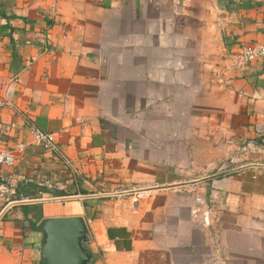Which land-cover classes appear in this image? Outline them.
<instances>
[{
    "label": "crops",
    "instance_id": "1",
    "mask_svg": "<svg viewBox=\"0 0 264 264\" xmlns=\"http://www.w3.org/2000/svg\"><path fill=\"white\" fill-rule=\"evenodd\" d=\"M261 42L264 0H0V264L74 215L91 264H264Z\"/></svg>",
    "mask_w": 264,
    "mask_h": 264
},
{
    "label": "water",
    "instance_id": "2",
    "mask_svg": "<svg viewBox=\"0 0 264 264\" xmlns=\"http://www.w3.org/2000/svg\"><path fill=\"white\" fill-rule=\"evenodd\" d=\"M43 231L41 252L46 264H91L93 254L86 245L90 232L83 215L48 218Z\"/></svg>",
    "mask_w": 264,
    "mask_h": 264
},
{
    "label": "built area",
    "instance_id": "3",
    "mask_svg": "<svg viewBox=\"0 0 264 264\" xmlns=\"http://www.w3.org/2000/svg\"><path fill=\"white\" fill-rule=\"evenodd\" d=\"M264 58V42L254 43L249 45L242 46L236 58L233 60L232 67L238 68L242 65H246L254 60ZM4 102L0 101V105H3ZM14 124H11V127H14ZM30 131L33 136L34 142L40 143L46 150L57 151V144L54 139L53 133L44 132L36 126H30ZM28 144L26 142L20 141L16 144L10 146L8 144V137L0 138V164L7 166H14L17 163L18 154L26 150ZM64 166L73 170V165L70 160L64 156L60 157Z\"/></svg>",
    "mask_w": 264,
    "mask_h": 264
}]
</instances>
